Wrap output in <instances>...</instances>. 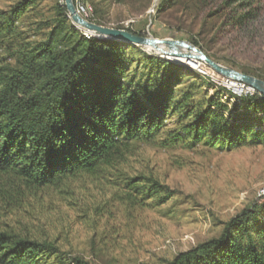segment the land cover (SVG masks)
<instances>
[{
  "label": "trees",
  "instance_id": "1",
  "mask_svg": "<svg viewBox=\"0 0 264 264\" xmlns=\"http://www.w3.org/2000/svg\"><path fill=\"white\" fill-rule=\"evenodd\" d=\"M87 1L91 22L142 37L110 26L109 0ZM263 1L195 0L194 7L224 34L246 31ZM0 2L7 5L0 9V211L47 190L88 220L107 201L160 208L174 193L134 168L135 146L233 151L264 145V96L257 92L232 101L181 86L182 66L140 46L85 37L63 0ZM169 2L161 0L156 13ZM80 184L93 185L96 194H83ZM50 232L0 221V264H90L69 256L61 231ZM168 264H264V196L225 223L218 237Z\"/></svg>",
  "mask_w": 264,
  "mask_h": 264
},
{
  "label": "rangeland",
  "instance_id": "2",
  "mask_svg": "<svg viewBox=\"0 0 264 264\" xmlns=\"http://www.w3.org/2000/svg\"><path fill=\"white\" fill-rule=\"evenodd\" d=\"M84 2L92 18L91 3ZM160 2L109 0L110 26L131 28L158 42L188 43L224 67L264 77V1L259 19L246 31L224 34L216 24L204 22L195 0H170L157 14ZM6 8L0 2V9ZM142 51L158 57L149 49ZM160 59L183 67L181 86L195 85L199 93H218L223 100L246 97L204 63L193 68L189 64L196 62L192 60ZM132 155L134 168L152 173L174 193L166 205L127 209L107 201L104 212L88 220L47 190L41 197L26 198L11 211H0V221L52 235L61 231L69 256H82L90 264H168L176 254L218 237L225 223L259 201L264 190L263 144L233 151L138 145ZM79 187L83 194L97 192L91 184Z\"/></svg>",
  "mask_w": 264,
  "mask_h": 264
},
{
  "label": "water",
  "instance_id": "3",
  "mask_svg": "<svg viewBox=\"0 0 264 264\" xmlns=\"http://www.w3.org/2000/svg\"><path fill=\"white\" fill-rule=\"evenodd\" d=\"M63 1L72 25L77 29L90 33L92 37H95L98 40H112L140 46L142 48L150 49L160 58L181 59L187 61L192 60L196 63H204L217 75L245 84L255 90L258 94L264 96V80L224 67L214 62L199 49H196L188 43L158 42L151 38L135 36L122 29L99 26L81 17L76 12L73 0Z\"/></svg>",
  "mask_w": 264,
  "mask_h": 264
},
{
  "label": "built area",
  "instance_id": "4",
  "mask_svg": "<svg viewBox=\"0 0 264 264\" xmlns=\"http://www.w3.org/2000/svg\"><path fill=\"white\" fill-rule=\"evenodd\" d=\"M74 6L76 9V12L84 19L89 20V18L91 17V11L89 9V7L85 4L84 0H74ZM83 35L87 38H89L90 36L87 34ZM224 78V77H223ZM226 82L229 84V87L231 89L236 90L238 93L241 92V95L244 96H248V95H253L256 91L253 90L252 88L246 86L245 84L230 80V79H226ZM259 197H263L264 196V190L260 192V194L258 195Z\"/></svg>",
  "mask_w": 264,
  "mask_h": 264
},
{
  "label": "bare ground",
  "instance_id": "5",
  "mask_svg": "<svg viewBox=\"0 0 264 264\" xmlns=\"http://www.w3.org/2000/svg\"><path fill=\"white\" fill-rule=\"evenodd\" d=\"M78 31H80L81 33H84V34H87V35H89V36H91V34L90 33H87V32H85L84 30H81V29H78ZM150 50V49H149ZM151 51V50H150ZM191 67H193V68H197L198 67V65H197V63H194L193 65H191V64H189ZM197 65V66H196Z\"/></svg>",
  "mask_w": 264,
  "mask_h": 264
}]
</instances>
